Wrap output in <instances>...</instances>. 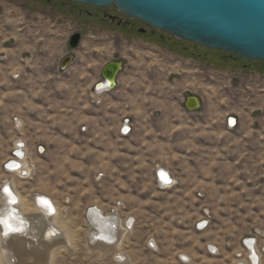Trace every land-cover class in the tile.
Returning a JSON list of instances; mask_svg holds the SVG:
<instances>
[{
	"label": "rangeland",
	"instance_id": "rangeland-1",
	"mask_svg": "<svg viewBox=\"0 0 264 264\" xmlns=\"http://www.w3.org/2000/svg\"><path fill=\"white\" fill-rule=\"evenodd\" d=\"M61 2L69 3L0 0V196L9 180L32 208L43 193L63 209L73 238L54 249L53 264H120L113 251L104 255L89 246L95 206L116 212L121 222L133 219L122 248L135 264H252L242 242L256 237L262 252V77L211 67L209 83L197 71L180 80L185 72L170 53L68 14ZM75 32L82 39L70 50ZM67 54L74 58L63 71ZM111 60L123 61L124 69L104 98L93 89L101 77L89 68ZM249 77L255 84L246 89L240 81ZM191 94L202 96V108L185 109ZM227 116L240 124L229 128ZM126 118L132 131L122 135ZM18 140L30 168L22 175L5 169ZM158 168L169 170L171 187H160ZM203 220L208 224L198 230ZM199 237L216 240L209 245L217 252L208 245V256L196 250L203 247ZM185 246L193 262L182 256ZM12 258L23 264L18 253Z\"/></svg>",
	"mask_w": 264,
	"mask_h": 264
},
{
	"label": "bare ground",
	"instance_id": "bare-ground-1",
	"mask_svg": "<svg viewBox=\"0 0 264 264\" xmlns=\"http://www.w3.org/2000/svg\"><path fill=\"white\" fill-rule=\"evenodd\" d=\"M228 117L230 116H227L226 123ZM230 123L233 127L234 120ZM124 131L130 133L131 126L127 124ZM17 142L14 150H17L19 157L13 156L8 160L11 167L9 168L19 175L27 174L30 168L26 148L21 144V140ZM157 171L156 177L160 186L168 188L175 183V179L168 170L158 168ZM1 188H4L0 196V259L2 263L18 264L12 258V254L14 256L18 253L23 264H53L54 249L64 245L70 246L71 238H73L71 231L63 225L61 220L63 209L57 208L55 202L43 193L36 195L37 202L32 208L17 191L15 182L7 180ZM127 218L121 222L116 212L104 213L101 207H93L89 219L90 232L87 236L89 246L101 251L104 255L113 251L120 264H135L128 252L122 248L126 235L132 232L134 226L133 219ZM62 237L67 239L63 240ZM150 242L149 247L155 251L158 246L156 241L153 239ZM247 244L250 246L249 249L246 248L247 254L250 255H247L250 263L260 264L262 252L258 249L256 242L248 240ZM213 246L211 249L216 251ZM182 256L184 259L188 258L185 254ZM239 262L244 264L242 260Z\"/></svg>",
	"mask_w": 264,
	"mask_h": 264
},
{
	"label": "water",
	"instance_id": "water-1",
	"mask_svg": "<svg viewBox=\"0 0 264 264\" xmlns=\"http://www.w3.org/2000/svg\"><path fill=\"white\" fill-rule=\"evenodd\" d=\"M97 7L116 6L130 18L174 37L218 49L252 61L264 62V0H70ZM81 33L71 35L69 47H78ZM72 55L62 60L64 68ZM121 63L112 61L103 69L95 91H111L117 85ZM192 102V103H190ZM189 110L200 106L188 98ZM234 120L235 118L230 119ZM231 124V123H230ZM39 149H43L42 146ZM17 154V150L13 151ZM9 165V163H8Z\"/></svg>",
	"mask_w": 264,
	"mask_h": 264
},
{
	"label": "flooded vegetation",
	"instance_id": "flooded-vegetation-1",
	"mask_svg": "<svg viewBox=\"0 0 264 264\" xmlns=\"http://www.w3.org/2000/svg\"><path fill=\"white\" fill-rule=\"evenodd\" d=\"M46 1L49 2L51 0H46ZM67 1H69V3L61 2L62 4L61 6L63 8L66 7L69 8L68 12L66 13L71 15H77L76 17H80V18L86 17L92 23H96L103 26L105 25L106 27L111 26L117 28L120 33L124 34L127 37H130L132 35H137L142 39L148 40L154 45H157L163 53L165 52L170 53L173 57L171 62L175 64L180 63V65L183 67L182 71L185 72V75H181L180 80H183L184 78L192 79L193 76L189 73H191L192 71H197L198 72V74L196 75L197 79L199 80L201 79L203 82L209 83V77H210L209 72L211 67L225 71L237 72L239 74L241 73L250 74V76L259 75L264 80L263 61H258V60L252 61L246 58H242V57L240 58V56L224 51L212 52V50L201 44L180 40L163 30L158 31L159 29L153 28L151 26H150L151 29H149L146 26H141L138 22H136V20L138 21L141 20L126 16L125 14L120 12L118 8L114 5L110 7H97L94 5L77 3L70 0ZM53 4L54 6L57 5V3L55 2ZM113 6L115 7L116 11L111 10ZM143 23L146 24L145 22ZM81 39H82V34H81ZM74 49L70 48V50H74ZM69 55L71 54H67L65 55V57ZM65 57H63L62 60ZM73 58L74 56L72 55L71 61L73 60ZM98 58L99 57L96 54L95 59ZM62 60L60 66L61 69L65 71L68 68L71 61L63 68ZM112 61H117L121 63V69L117 75L118 78L124 69V62L121 60H111L105 62L101 67L89 68V73L91 75L99 74V76L102 79L104 66ZM234 77H236L237 79L239 78L238 75H234ZM240 82L246 84L245 87L246 89L252 88L253 84H255L254 79L251 77L243 78V80H241ZM93 89H95V85L93 86ZM189 97H196L200 102V106L195 110L203 107L202 96L191 94V95H187L185 98V101L183 103L185 109L189 110L188 107ZM189 111H194V110H189ZM234 118L236 124L235 126H238L240 124V119L237 116H234Z\"/></svg>",
	"mask_w": 264,
	"mask_h": 264
},
{
	"label": "built area",
	"instance_id": "built-area-1",
	"mask_svg": "<svg viewBox=\"0 0 264 264\" xmlns=\"http://www.w3.org/2000/svg\"><path fill=\"white\" fill-rule=\"evenodd\" d=\"M232 118H234V116H230V117H228V119H227V126L229 127V128H234L235 127V125L236 124H234L233 125V127H231V124H230V119H232ZM129 123V119L128 118H126L125 120H124V122H123V127H122V129H121V134L122 135H126V134H128L129 132H125L124 131V129H125V127H126V125ZM20 143V142H19ZM18 143V144H19ZM13 156H15V157H19L18 155H16V154H14L13 153ZM12 156V157H13ZM8 163H10V162H8ZM8 163H6V165H5V169L7 170V171H10L11 169L9 168V165H8ZM157 175H158V173H157ZM161 188H164V187H162V186H160ZM206 223V224H205ZM202 224H205L203 227H201V225ZM207 224H208V220H203V221H201V222H199L198 224H197V229L198 230H201V229H204L206 226H207ZM248 240H254L255 242H256V244H257V246H258V243H257V238L256 237H253V238H246L243 242H242V245L245 247V248H247V249H249V245L247 244V241ZM211 247H212V245H208V250H209V252L210 253H214V252H217V247H214L215 249H216V251L215 250H213V249H211ZM262 254H264V243H263V248H262ZM238 256H241V253H239L238 254ZM261 258H262V255H261ZM261 260V259H260ZM261 263V262H260Z\"/></svg>",
	"mask_w": 264,
	"mask_h": 264
},
{
	"label": "crops",
	"instance_id": "crops-1",
	"mask_svg": "<svg viewBox=\"0 0 264 264\" xmlns=\"http://www.w3.org/2000/svg\"><path fill=\"white\" fill-rule=\"evenodd\" d=\"M118 82H119V79L117 78V83ZM98 93H101L102 94L101 96H103V94H104L103 97L105 98L107 96V94L109 93V91H107V90H105V91H98ZM93 104H94V102H93ZM130 121L131 120L129 119V123H128L129 125H131ZM122 126H123V123H122V125H120L119 131H121ZM131 131H132V128H131ZM131 131H130V133H131ZM129 134H127V135H129ZM163 169L167 170L166 168H163ZM204 233L205 232H203V234ZM199 239L201 240V244H202L203 247H200V246L196 247V245H195V249L196 250H199V252L201 251L203 255L208 256V254H207V245H209L211 242H212L211 244L216 243V240L212 239V237H199ZM203 239H206L205 242L203 241ZM191 247H193V246H191ZM190 249H191L190 246H185L184 247V250L182 252H183V254L191 257L192 262H193V260L195 259V257H194V253H192V251Z\"/></svg>",
	"mask_w": 264,
	"mask_h": 264
},
{
	"label": "trees",
	"instance_id": "trees-1",
	"mask_svg": "<svg viewBox=\"0 0 264 264\" xmlns=\"http://www.w3.org/2000/svg\"><path fill=\"white\" fill-rule=\"evenodd\" d=\"M209 50V49H208ZM212 50V52H222L221 50H218V49H210ZM241 58V57H240Z\"/></svg>",
	"mask_w": 264,
	"mask_h": 264
}]
</instances>
